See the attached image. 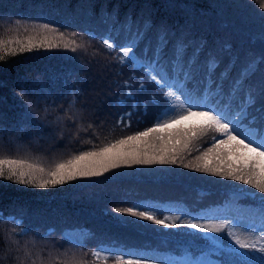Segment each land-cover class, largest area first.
Instances as JSON below:
<instances>
[{
    "label": "trees",
    "instance_id": "16d2710c",
    "mask_svg": "<svg viewBox=\"0 0 264 264\" xmlns=\"http://www.w3.org/2000/svg\"><path fill=\"white\" fill-rule=\"evenodd\" d=\"M260 2L0 0V37L15 34L17 21L51 23L66 34L77 33L78 41L88 40L90 33L97 36L87 55L40 51L24 53L10 59L7 65H0L3 150L15 153L19 145L51 163L79 150H89L92 144L86 143L88 140L99 146L153 125L156 115L167 104L164 89L150 81L143 70L135 71L137 79L131 80L134 69L120 67L100 42L99 37L107 34L117 44H123L139 32L141 40L135 51L143 54L146 50L151 57L160 48L169 62L183 44V63L187 66L194 61L191 64L194 79L189 87L201 91L210 82L206 62L209 57L217 56L222 63L211 79L222 82L227 93L231 81L238 78L251 58L249 54L264 55V10L259 8ZM226 45H230V50ZM226 66L231 67V73L228 80H222L220 72ZM69 70L73 71L72 75H66ZM140 77L146 90L133 89L136 100H128L122 106L119 98L127 90L124 81L139 84ZM262 79L264 64L251 82ZM95 83L97 87L100 85L97 91ZM41 88L46 90L45 99L40 101L39 108L33 103L31 117L23 119L22 114L29 111L28 103L34 100L33 89ZM152 96L157 98L159 106L150 99ZM227 98L225 95L224 99ZM241 99L242 92L237 102ZM134 102L138 105L135 110ZM143 105H147V111ZM126 111L133 112L130 127L119 123ZM69 116L78 121V129L68 127ZM58 117L64 118L65 123L60 127L66 138H61L59 133L54 136ZM211 135L197 141V145L210 146ZM198 154L194 151L186 162ZM262 197L264 193L249 185L179 165L121 168L99 179L77 180L49 189L0 181V213L4 216L0 220V264H16L8 241L20 227L31 231L15 238L21 243L35 241L45 255L53 250H76L91 261V252L107 245L113 255L123 250L126 258L148 259L154 264H175L186 252L195 259L207 244L201 233L187 227L165 228L114 210L138 204L140 210L154 208L164 216L183 214L201 223L228 219L235 227L246 228L249 223L259 225L264 219ZM70 237H81L84 246L76 249ZM221 242L225 247L231 244L226 237H221Z\"/></svg>",
    "mask_w": 264,
    "mask_h": 264
},
{
    "label": "snow or ice",
    "instance_id": "6c2138e0",
    "mask_svg": "<svg viewBox=\"0 0 264 264\" xmlns=\"http://www.w3.org/2000/svg\"><path fill=\"white\" fill-rule=\"evenodd\" d=\"M259 8L264 10V0H261ZM96 39L97 36L90 33L88 40L78 41L77 33L66 34L51 23L23 24L17 21L15 34L0 37V65H7L10 59L24 53L40 51L62 50L87 55L91 42ZM99 40L113 54L120 67L129 66L134 69L131 80L137 79L135 71L143 70L150 81L164 89L163 98L167 104L160 109L153 125L99 146L88 140L86 143L92 144L89 150H79L51 163L24 151L19 145L15 153L5 151L0 142V181L49 189L77 180L99 179L121 168L179 165L196 172L238 181L251 186L258 193H264V103H261L264 101V79L251 82V78L264 64V55L249 54L251 58L246 61L238 78L231 81L227 93L224 92L222 82L216 83L211 79L222 60L217 56L209 57L206 69L210 82L201 91L189 87L194 79L191 68L194 61H190L187 66L183 63V44L177 47L175 58L169 62L160 48L154 50L151 57L146 50L138 54L135 50L141 40L139 32L123 44H117L111 34L99 37ZM225 48L230 50V45ZM230 65L234 67V62L230 61ZM230 73L231 67L226 66L220 72L221 79L228 80ZM72 74L73 71L69 70L66 75ZM139 79V84L124 81L127 90L124 97L119 98L122 106H126L128 100H136L133 89L146 90L143 77ZM241 92L243 99L237 102ZM33 95L34 100L28 103L29 111L22 114L23 119L31 117L32 104L35 103L39 108L40 101L45 99L47 93L43 88L33 89ZM225 95L228 97L226 100ZM150 99L159 106L155 96ZM75 104L76 100L73 99L72 106ZM137 107L134 102L133 110ZM143 108L147 111V105H143ZM44 111H48L47 107ZM132 115L133 112L126 111L119 123L130 127ZM68 122V127L78 129V121L73 116L68 117ZM56 123L54 136L59 133L61 138H66L60 127L65 123L64 118L58 117ZM210 133V146H198L197 141ZM67 135L71 136V133ZM194 151L199 154L186 162V158L192 156ZM261 199L264 204V197ZM140 208L141 205L137 204L116 208L114 211L165 228L187 227L202 234V239L207 241L206 246L195 259L190 252H186L180 258L182 264H264V219L259 225L253 222L246 228H237L228 219L201 223L194 218L183 217V214L164 216L154 208ZM261 215L264 217V208ZM3 219L0 213V220ZM30 231L20 227L19 232L14 231L9 236L8 243L16 264H109L110 260L112 264H154L148 259L126 258L123 250L121 254L113 255L112 248L107 245H100L92 251L91 261L76 250H53L45 255L35 241L21 243L15 238L26 236ZM221 237H226L231 244L225 247ZM69 241L76 249L84 246L81 237H70Z\"/></svg>",
    "mask_w": 264,
    "mask_h": 264
},
{
    "label": "bare ground",
    "instance_id": "6f19581e",
    "mask_svg": "<svg viewBox=\"0 0 264 264\" xmlns=\"http://www.w3.org/2000/svg\"><path fill=\"white\" fill-rule=\"evenodd\" d=\"M135 84H136V83H135ZM94 86H96V89L94 88L96 91L100 88V85L97 87V84H96V83L94 84ZM92 87H93V86H92ZM145 96H146V95H145ZM249 213H250V210H249ZM176 262H177V261H176ZM179 262L182 264L181 261H179Z\"/></svg>",
    "mask_w": 264,
    "mask_h": 264
},
{
    "label": "rangeland",
    "instance_id": "374dc122",
    "mask_svg": "<svg viewBox=\"0 0 264 264\" xmlns=\"http://www.w3.org/2000/svg\"><path fill=\"white\" fill-rule=\"evenodd\" d=\"M141 167H143V166H140L139 168L141 169ZM175 264H181L179 261H177Z\"/></svg>",
    "mask_w": 264,
    "mask_h": 264
}]
</instances>
